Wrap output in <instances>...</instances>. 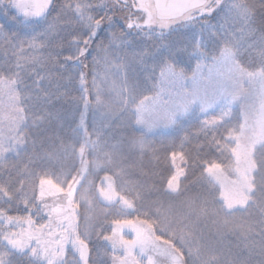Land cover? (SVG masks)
Listing matches in <instances>:
<instances>
[{
    "label": "snow or ice",
    "instance_id": "6c2138e0",
    "mask_svg": "<svg viewBox=\"0 0 264 264\" xmlns=\"http://www.w3.org/2000/svg\"><path fill=\"white\" fill-rule=\"evenodd\" d=\"M256 8L246 0H0V16L6 21L0 23V42L10 43L24 33L17 41L18 51L31 49L17 57L16 72L7 76L0 72L7 82L6 94L19 99L20 69L30 63L43 69H33L32 88L38 98L50 99L53 93L41 82L51 84L55 79L60 89L55 70L72 65L63 79L67 83L75 79L82 110L78 117L70 116L75 119L71 132L74 137L81 134V152L99 151L96 169L112 173L105 176L108 186L101 187L100 196L112 203L117 199V179L130 185L120 188V212L131 209L137 217L109 221L115 230L108 234L99 226L90 229L87 218L81 225L78 201H90L95 192L91 179L82 183L86 168L75 173L62 166L58 171L37 170L28 188L23 181L14 185L9 177L0 181V264H189V260L248 264L230 250L224 257L204 244L222 242L232 231L240 232L249 256L257 246L264 255V184L256 182L264 165V14L257 18ZM106 90L114 104L102 99ZM89 111L100 114L91 129ZM193 117L200 120L197 137L204 134L208 139V131L226 134L213 135L207 146L230 153L227 164L210 163L208 176L201 169L203 196L187 195L188 181L180 183L183 169L164 180L161 192L183 196L184 212L179 216L173 215L172 202L165 205L160 197L143 207L145 191L137 182L124 180L128 167L124 152H135L142 161L145 152L156 158L158 148L144 135H129L126 129H179ZM3 118L14 122L19 135L0 152V176L9 166L7 152L19 156L29 143L27 129L21 131L27 117L6 113ZM43 119H34L33 127ZM105 128L121 131L105 137ZM188 141L190 136L185 135L181 147ZM198 146L204 147L199 142ZM72 150L77 151L74 143ZM33 155L35 161L60 159L55 151ZM176 159L172 150V160ZM35 161L30 158L29 163ZM197 166L194 162L193 168ZM24 170L32 175L27 165ZM226 172L235 179L229 180ZM253 208L261 214L259 225L237 219V209L250 214ZM124 227L135 233V239L125 238ZM257 227L261 240H251Z\"/></svg>",
    "mask_w": 264,
    "mask_h": 264
},
{
    "label": "trees",
    "instance_id": "16d2710c",
    "mask_svg": "<svg viewBox=\"0 0 264 264\" xmlns=\"http://www.w3.org/2000/svg\"><path fill=\"white\" fill-rule=\"evenodd\" d=\"M58 2H62V0H58ZM246 2L248 4L257 6V18L264 14V8L259 7L260 5H264V0H246ZM211 22L215 24L217 21L212 19ZM0 23H6L2 16H0ZM13 30V27L10 26L9 31ZM237 35L239 36V33H237ZM23 37L24 33H21L20 37H13L10 43L0 42V72H3L5 76L17 71L15 65L17 63L18 56H25L26 54L31 53V49H28L27 53L18 51L17 41L19 38ZM254 38L255 37L252 39ZM64 43L67 44V40H65ZM63 51L65 54H68L67 47H65ZM92 58L93 54H89L87 57L89 62H91ZM244 58H247V54ZM20 62L26 63V61L23 60ZM33 69H35L37 72L43 71V69L37 67L34 64H27L26 68L20 69L23 83L16 85L19 89L21 107L24 116L27 117L25 129H27L29 143L25 145L26 152L22 158V160H24V165H19L17 159L7 160L9 166L3 170V175L0 176V181L7 180L10 177L14 185H18L21 181H23L25 188H27L34 183L37 170L52 168L53 171H58L62 166L65 172L75 173L82 168H86L87 173L85 180L82 181V183L87 184L88 179H91L93 181L92 186H94L95 189L97 186L96 184H98L101 178L106 175H112V173L106 172L108 171L107 169L97 170L95 167V162L96 159L99 158V151L85 149L83 152H81L79 150L81 146V134L77 133L74 137L71 132V128L75 124V119L70 118V116L78 117L80 111L82 110V105L78 99L81 95V92L75 82V79H73L70 83L65 82L63 79V77L67 76L68 73L72 71V65H69L67 70H61L59 68L55 70L58 74V77L60 78V89L55 87V79L51 84L47 82H41L42 87H44L46 91L53 93L50 99L38 98L40 94L35 92L32 88L34 80V76L32 75ZM0 79L4 78L0 77ZM153 83H156V81H153ZM26 93H31L32 95L26 96ZM60 93H66V95H59ZM58 96L59 98H57ZM102 99H104L108 104H114L113 96L110 90L105 91ZM46 113H50L51 115H46ZM99 115L100 114L98 112L94 113L89 111L87 117L89 129H91L93 120L99 119ZM37 117H44V119L42 121L37 120L38 127H33V120ZM185 129L186 128L182 126V128H179L176 131L160 134H147L143 131L136 130L134 126L126 129V132L129 135H144L158 148L156 158H153L151 153L145 152L142 161L138 159L135 152H129L127 150L124 152L123 162L128 166L126 169L127 174L124 176V180L129 182H137V186L142 187V189L145 191V201L142 205L143 207H149V202L151 200L160 197L165 201V205H167L169 201L172 202L173 215L179 216L184 212L182 205L183 196L170 197L160 191L161 184L164 182V180L170 179L173 175L172 164L170 162L172 150H174L176 154H183L188 162V176L181 182L183 185L185 181H188L187 195L203 196L205 194L204 191L197 192L195 189H193L194 187L191 186V182L194 180L193 163L196 162L198 164L197 167H199V165L205 166L206 164L216 163L218 160L215 159V155L210 152V150L205 152L204 147H199L198 141L194 140L195 138L190 137V141L184 142L183 147H181V142L185 136V134H183ZM114 131L119 132L121 129L105 128V137L110 136ZM32 141H35V145H33ZM61 143H63V148H61ZM73 143L76 145V152H73L72 150ZM54 151L59 153V161H35V157L33 155L34 152L43 156L45 153H51ZM30 158L35 162L30 164ZM25 165H27V167L32 170V175H28L24 170ZM261 167L263 168H261L259 176L264 175V165ZM92 186H90V192ZM126 186L130 185H124L119 179H117L116 187L117 191L121 195H123V192L120 190V188H124ZM97 199L98 198L95 190V192L91 194L90 201H78V203L80 202L78 209L79 222L81 225L85 223V219L87 218L90 229H94L99 226L105 230L106 234H108V231L112 230L113 228V223H110L109 221H113L117 218L133 219L134 214L125 211V214H121L120 207L115 205L106 206ZM105 217H107L108 220H105ZM229 233L235 236L238 233V236L243 238L239 231L236 233ZM226 236H229V234ZM94 240L95 237H93V241ZM242 241L243 242H240L239 244L237 249L238 251L235 250V252L240 253L239 250L243 249L245 240ZM204 244L206 248L209 245L208 241H204ZM216 244L213 246L217 247ZM229 244L232 245L234 242L229 241ZM214 250H218V248H215ZM228 255L229 253L223 256L228 257ZM189 264H191L190 260Z\"/></svg>",
    "mask_w": 264,
    "mask_h": 264
},
{
    "label": "rangeland",
    "instance_id": "374dc122",
    "mask_svg": "<svg viewBox=\"0 0 264 264\" xmlns=\"http://www.w3.org/2000/svg\"><path fill=\"white\" fill-rule=\"evenodd\" d=\"M192 68L193 69L195 68V61L192 62ZM206 71H207V69H205V72ZM189 74H191V73H189ZM158 75L159 74L157 73V76ZM6 83L7 82L4 79H0V152H4L8 147H10L14 143V140L11 139V137H13L14 135H19V133L15 132L14 122L10 119H4L3 118L4 115L7 113L10 116H14V117H25L23 110H22V107H21L20 95H19V99H10L9 94H6V91H5ZM12 108H14L15 111H12ZM198 115L199 114H197V116ZM199 124H200V120L197 119L196 117H193L189 121H185V123L183 124V127H185L186 129L183 132V134L189 135L191 138H195L194 140H196L200 144L204 145L205 152L210 150V152H212L215 155V159L218 160V162H216V163H221L223 161L224 164L226 165L228 162V158L230 157V153H228V152L221 153L220 151H217L216 148H210L207 146L208 140H210L213 135L219 137L220 135H226V134L223 133L222 131L216 132V133H212L211 131H208V133H207L208 139H206L204 134H201L200 136L197 137L195 135V133L198 130ZM25 127H26V123L22 125L21 131H23V129H25ZM134 127L136 130L143 131L147 134L168 133V132H173V131L177 130L174 128L158 127V128H155L153 131L148 132L147 129H142L138 126H134ZM25 152H26V146H24L23 148L20 149V155L19 156H17L15 154V152L8 151L6 158H7V160H16L17 159V161L19 162V165H21L24 163V160H22V158H23V155ZM180 156H181L180 154H177V159L175 161H173L172 155H171L170 162L172 164V169H173L172 174L173 175L176 174V171L178 168L184 170V175L180 177V183H181L182 180L188 176L189 165H188V162L185 159V157L183 156V159H181ZM209 165L210 164H206L205 166L199 165V167L194 168V180L191 182V186L194 187L193 189H195L197 192L198 191H202V192L204 191L205 192L204 187L199 183L198 178H200V176H201V169L205 170L204 176H208V173L206 172V168ZM261 168H263V167H261ZM260 172H261V170L256 173V182H257L258 186L261 184H264V175L259 176ZM225 175L228 176L229 180L235 179L234 175H229L227 172L225 173ZM104 178H105V176L103 178H101V180L98 182V184H96L97 186L95 187L96 195L98 198L97 200H99L102 204H104L106 206H111V205L114 206L115 205V206L122 208L123 207L122 201H119V196L121 194L118 191H117V199H116V201H114L112 203L105 201L103 199V197L100 196L99 193H100L101 187H103L106 190L107 186H108V181L105 180ZM217 189L220 192L223 191V189L220 188V185H217ZM261 191L264 192V188H262ZM79 204H80V202H79ZM77 211L79 214V209ZM124 211L134 214V217L132 220H135L137 218L134 210L125 209ZM236 212H237V219L238 220H244V221H247L250 223H255V224L259 225V221L261 220V214L257 209L253 208L250 214H244L239 209H237ZM78 219H79V215H78ZM112 226H113L112 231H114L115 230L114 223ZM209 227H211V226H209ZM205 231H207V229H205ZM259 231H260V229H259V227H257L256 233H253L252 236L250 237V239L255 240V241L261 240V235L257 234V233H259ZM236 232L237 231H232V233H236ZM122 233L125 235V238L135 239V233L132 232L131 229H129L128 227H124L122 229ZM227 234H229V236H226ZM227 234L225 235L226 237H224L222 242H219V243L217 242V244H216L217 247H214L213 245H208L207 249L209 251H215V252L217 251V253H221L222 255L228 254L229 250H230L232 255L238 256L241 259H247L248 264H264V255H261L260 249L258 246L253 249L251 256H249V252L247 250H245L244 246H243L244 250L240 249L239 250L240 253H237V252H235V250L238 249L240 242H243L242 240H244V238H240V236H238V233L236 234V236L230 234L229 232ZM229 241H233L234 244H232V245L229 244ZM213 248L214 249L218 248V250H214Z\"/></svg>",
    "mask_w": 264,
    "mask_h": 264
}]
</instances>
